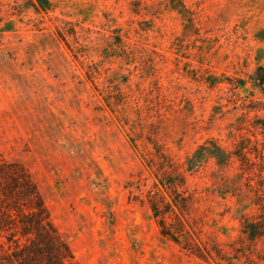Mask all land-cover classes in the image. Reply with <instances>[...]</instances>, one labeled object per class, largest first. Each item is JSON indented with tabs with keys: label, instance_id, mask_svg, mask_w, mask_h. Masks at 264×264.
Returning a JSON list of instances; mask_svg holds the SVG:
<instances>
[{
	"label": "rangeland",
	"instance_id": "374dc122",
	"mask_svg": "<svg viewBox=\"0 0 264 264\" xmlns=\"http://www.w3.org/2000/svg\"><path fill=\"white\" fill-rule=\"evenodd\" d=\"M34 1L0 0V152L74 261L264 264V0ZM210 140L240 156L189 170Z\"/></svg>",
	"mask_w": 264,
	"mask_h": 264
},
{
	"label": "trees",
	"instance_id": "16d2710c",
	"mask_svg": "<svg viewBox=\"0 0 264 264\" xmlns=\"http://www.w3.org/2000/svg\"><path fill=\"white\" fill-rule=\"evenodd\" d=\"M36 10L49 11L50 0H35ZM236 152L210 140L187 158V168L196 170L208 159L227 163ZM172 196L180 183L160 181ZM158 216L156 207L152 206ZM0 264H77L68 244L54 226L50 212L27 169L5 160L0 152Z\"/></svg>",
	"mask_w": 264,
	"mask_h": 264
}]
</instances>
